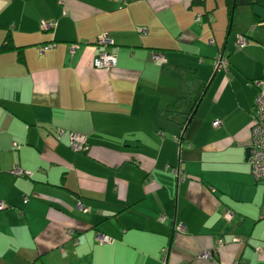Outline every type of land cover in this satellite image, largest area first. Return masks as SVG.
<instances>
[{"label":"crops","instance_id":"0c3cea01","mask_svg":"<svg viewBox=\"0 0 264 264\" xmlns=\"http://www.w3.org/2000/svg\"><path fill=\"white\" fill-rule=\"evenodd\" d=\"M260 1L230 19L227 0H0V264H264ZM100 36L113 67H93ZM180 66L208 84L186 130L158 123Z\"/></svg>","mask_w":264,"mask_h":264},{"label":"built area","instance_id":"2783aa9c","mask_svg":"<svg viewBox=\"0 0 264 264\" xmlns=\"http://www.w3.org/2000/svg\"><path fill=\"white\" fill-rule=\"evenodd\" d=\"M199 16L197 19L199 20ZM45 26H49L45 24ZM246 38L242 35L238 37L237 46H243L246 43ZM112 41H110L105 36H100L98 38V43L103 47L96 54L92 60L93 67L95 68H110L116 65V55L113 52H109L105 49ZM74 46L70 49L73 50ZM153 59L158 62H163V55L160 53L153 54ZM228 67V58L223 53H219L217 57L214 59V70L217 71L220 68L227 70ZM252 85L256 89V97L253 105L252 111V124H251V137L248 143L247 148L249 149L248 154V162L251 167V173L256 181L264 182V73L261 77L256 78L251 81ZM219 120H215L213 122L214 126L219 125ZM70 147L76 152H84L88 149L87 139L84 135L71 133L70 135ZM173 172L179 176V170L176 168L172 169ZM13 173L18 175H25V172L21 170L19 167H15L12 170ZM3 203L0 202V209L3 207ZM82 210H88L89 208H84L83 205L78 202L77 205ZM226 217L230 219L232 217V213L230 211H226ZM97 239L101 242H107L108 239L102 235H97ZM239 238L234 239V241H239ZM222 242L219 240L218 246H221ZM200 258H211V250H205L200 256Z\"/></svg>","mask_w":264,"mask_h":264},{"label":"trees","instance_id":"16d2710c","mask_svg":"<svg viewBox=\"0 0 264 264\" xmlns=\"http://www.w3.org/2000/svg\"><path fill=\"white\" fill-rule=\"evenodd\" d=\"M260 3V0H227V14L231 19L237 6ZM6 46L7 44H2L0 50H3ZM175 73L180 81V94L159 114L158 123L160 127L178 125L182 128L191 113L195 111L208 85L207 81L199 77L194 69L180 66Z\"/></svg>","mask_w":264,"mask_h":264},{"label":"water","instance_id":"95a60500","mask_svg":"<svg viewBox=\"0 0 264 264\" xmlns=\"http://www.w3.org/2000/svg\"><path fill=\"white\" fill-rule=\"evenodd\" d=\"M193 114H194V112L191 113V115L189 116V118H188V120H187V122H186V124H185V126H184V130H186L187 125L189 124V122L191 121V119H192V117H193ZM248 154H249V149L246 148V159H248Z\"/></svg>","mask_w":264,"mask_h":264}]
</instances>
